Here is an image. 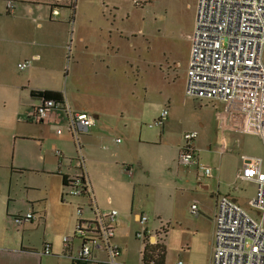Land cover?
I'll list each match as a JSON object with an SVG mask.
<instances>
[{"label":"crops","instance_id":"0c3cea01","mask_svg":"<svg viewBox=\"0 0 264 264\" xmlns=\"http://www.w3.org/2000/svg\"><path fill=\"white\" fill-rule=\"evenodd\" d=\"M8 1L14 4L12 13L7 11ZM86 1L89 2L85 0L84 4V0H80L78 7L73 0H0V45H24L20 48L22 58L16 65L12 54L7 55L12 71L0 69L3 102L0 108V264H72L69 256L76 252L79 241L73 239L70 249L65 250L63 237L74 235L78 206L90 215L94 205L102 211L119 213L114 228V241L120 251L118 264H145L142 260L145 243L135 236L140 228V216H148L150 243L158 241L155 234L163 236L161 230L166 229L168 233L169 227L149 223L150 213L141 210L138 195L142 186L155 201L154 215L177 221L182 218L181 203L167 193L184 186L188 190L200 186L205 191L191 194L190 206L197 202L199 207L197 216L191 215L188 207V213L196 219L188 228L192 240L185 239L177 245L168 237L163 241L164 264L178 261L203 264L200 259L203 216L209 220L208 243L213 246L211 236L219 196H229L239 203L241 182L256 186L240 178L243 157L249 155L239 153L236 148L239 136L245 134L225 133L219 156L212 164H203L212 170L211 176H203L213 181L200 182L196 165L170 170L174 176L169 180L165 177L157 184L145 180L151 172L144 151L162 143L164 129L151 137L140 127L134 129L137 122H131L130 116L142 114V106L136 102L144 89L143 64L147 62V66H152L151 45L148 40L139 39L135 22L129 27L125 23L130 14L122 1L127 0H93L88 5ZM133 1L136 6L142 4V0ZM54 10L58 13L53 14ZM14 52L12 49L11 53ZM66 59L71 62L70 73L65 70ZM26 60L31 61V66L19 69L18 63ZM62 77L66 78L65 87L60 82ZM112 87H116L115 93ZM45 90L60 92L73 110L85 111L95 120V125L79 137L93 201L91 206L88 199H63L67 192L64 177L73 178L81 172L76 165L78 149L66 129L64 114L60 112L43 122L28 117V112L41 103L43 97L38 92ZM117 94H128L126 100L131 104H121L120 99L124 97H115ZM214 103L219 105L217 108L222 107ZM200 127H203L202 122ZM60 128L63 132L58 134ZM120 130H123L125 144L121 139L118 145L107 149L105 142L115 139ZM198 137L195 145L201 162ZM208 149L212 150L210 146ZM249 157H260L264 161L262 156ZM18 175H25L23 183L19 182ZM130 188L133 196L129 194ZM28 212L33 213L35 219L17 224L15 218ZM47 246L51 254L44 253Z\"/></svg>","mask_w":264,"mask_h":264},{"label":"built area","instance_id":"2783aa9c","mask_svg":"<svg viewBox=\"0 0 264 264\" xmlns=\"http://www.w3.org/2000/svg\"><path fill=\"white\" fill-rule=\"evenodd\" d=\"M7 11H14L12 1H8ZM57 13V10L53 11V14ZM190 43L186 94L222 105L215 111L217 132L222 135L227 132L254 134L260 137L264 146V0H197ZM30 66L29 60L18 63L21 70ZM60 112L64 114L66 129L76 143V165L81 170L66 186L63 199H88L91 206L93 201L79 137L95 125L93 115L73 110L65 99L42 98L41 103L28 112V117L43 122ZM167 118L168 110L164 109L149 127L163 128ZM62 132L61 128L57 129L58 134ZM197 137V131L184 134L178 162L182 166L196 165L202 175L211 176V168L199 161L195 145ZM222 140L220 138V142ZM116 141L120 142V139ZM57 154L60 156L61 152ZM240 178L256 184V193L249 207L259 219L229 196H219L210 264H264L263 159L244 156ZM93 207L91 214L87 215L84 208L78 206L74 235L63 238L64 249L69 250L73 239H77L78 248L69 256L72 264H118L120 251L114 241V228L119 213L117 210L102 211L96 205ZM190 214H199L197 202L190 206ZM34 219L31 212L15 218L19 225ZM139 222L140 228L135 236L145 243L150 235L147 232L148 216L141 215ZM44 253L51 254L50 246Z\"/></svg>","mask_w":264,"mask_h":264},{"label":"rangeland","instance_id":"374dc122","mask_svg":"<svg viewBox=\"0 0 264 264\" xmlns=\"http://www.w3.org/2000/svg\"><path fill=\"white\" fill-rule=\"evenodd\" d=\"M73 1L79 7L80 0ZM89 2L92 4L93 0H89ZM89 2L86 1V4L88 5ZM122 5L130 14L125 23L129 27L132 22H135L139 39L148 40L151 45L149 60L152 66H147V62L143 64L142 84L144 89L136 102L138 106H142V114H131L130 121L137 122V127L134 129L140 127L144 134L152 137L154 133L160 132L161 128H150L149 124L159 116L162 110H168V118L163 127L162 143L152 147L149 151H144V157L149 161L148 165L151 172L149 176L145 177V180L157 184L163 182L165 177L167 180L173 177V170L187 168V166L178 164L177 152L178 147L184 144V134L193 130L199 132L197 143L200 148L201 163L212 164V160L219 156L217 154L219 149L222 150L220 138L224 139L225 136L217 132L215 125V111L219 105L215 104L214 101L190 97L185 92L186 71L190 54L189 35L194 27L197 0H142V4L137 6L133 0H127L122 1ZM108 6L111 7V5ZM24 36L27 37L26 34ZM21 39L25 40V38ZM23 46L19 43L0 45V69L2 71L6 72L8 69L10 72L12 71L13 66L9 64L10 60L7 55L12 54L16 65L22 58L20 48ZM14 47L19 49L16 50ZM12 49L15 50L14 53H11ZM65 70L71 72V62L68 59L65 60ZM65 80V77L60 80L64 87L66 86ZM112 92H116V87H112ZM115 97H124L120 99V103L125 106L131 104L126 100L128 94L126 96L117 94ZM2 106L3 102L0 99V108ZM201 122L203 127H200ZM122 131L116 132L115 139L105 142L107 149L119 144L116 141L117 137L120 140L123 139V144H125L126 139ZM238 139L239 146L236 151L249 156L264 157V146L258 136L245 134L240 135ZM208 146L213 151L209 150ZM87 164L89 167V163ZM197 175L202 183L208 180L213 181L212 178L204 177L200 170L197 171ZM17 177L20 183H23L26 178L25 175H18ZM151 189L149 190L151 191ZM131 192L130 188L129 194L133 196ZM195 192L203 194L205 191L200 186L192 190H188L184 186L182 189L178 187L176 191L172 190L167 193V196L170 195L178 204L181 203L182 218L178 221L173 218L155 216V201L150 196L151 193L143 186L141 193H138L141 210L150 213L149 223L157 227L160 225L168 226L169 232L165 235V239L168 237L167 239L171 240L173 245H177L179 242L184 243L185 239L192 240L188 228L196 219L188 213V207L191 204V194ZM240 193L242 198L238 201L239 204L252 216L259 219L256 212L249 207L250 200L255 196L256 186L248 182H241ZM209 224L208 218L203 216V240L201 242L203 253L200 256L203 264H209L213 252V246L208 243L210 238ZM72 235L73 233L70 236ZM155 235L157 238L161 237L159 234ZM133 242L136 243L135 240Z\"/></svg>","mask_w":264,"mask_h":264},{"label":"trees","instance_id":"16d2710c","mask_svg":"<svg viewBox=\"0 0 264 264\" xmlns=\"http://www.w3.org/2000/svg\"><path fill=\"white\" fill-rule=\"evenodd\" d=\"M38 94L40 97L44 99H53L56 101H62L64 99L63 95L60 92L56 91H39ZM71 182V178L68 176L64 177V185L68 186ZM163 236L158 238L156 243H150L149 236H147L145 247L142 251V260L145 264H164V255H165V247L163 241L165 239V235L167 234V230H161Z\"/></svg>","mask_w":264,"mask_h":264}]
</instances>
